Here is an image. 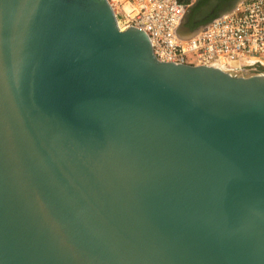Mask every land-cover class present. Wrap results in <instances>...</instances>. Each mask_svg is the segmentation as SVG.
Instances as JSON below:
<instances>
[{
	"label": "water",
	"instance_id": "1",
	"mask_svg": "<svg viewBox=\"0 0 264 264\" xmlns=\"http://www.w3.org/2000/svg\"><path fill=\"white\" fill-rule=\"evenodd\" d=\"M0 264H264V74L160 61L108 0H0Z\"/></svg>",
	"mask_w": 264,
	"mask_h": 264
},
{
	"label": "built area",
	"instance_id": "2",
	"mask_svg": "<svg viewBox=\"0 0 264 264\" xmlns=\"http://www.w3.org/2000/svg\"><path fill=\"white\" fill-rule=\"evenodd\" d=\"M121 29L145 32L157 59L176 64L206 65L232 72L247 59L264 61V0H240L230 10L179 33L188 5L180 0H108ZM258 74H264L260 71Z\"/></svg>",
	"mask_w": 264,
	"mask_h": 264
},
{
	"label": "flooded vegetation",
	"instance_id": "3",
	"mask_svg": "<svg viewBox=\"0 0 264 264\" xmlns=\"http://www.w3.org/2000/svg\"><path fill=\"white\" fill-rule=\"evenodd\" d=\"M240 0H210L209 7L205 9L198 8L190 11L185 15V24L194 23L195 21L204 20L209 18L213 14L224 12L234 7ZM209 2V0H208ZM204 5V4H203ZM188 26V25H187ZM190 27V26H188ZM191 28V27H190ZM194 29V28H191Z\"/></svg>",
	"mask_w": 264,
	"mask_h": 264
},
{
	"label": "rangeland",
	"instance_id": "4",
	"mask_svg": "<svg viewBox=\"0 0 264 264\" xmlns=\"http://www.w3.org/2000/svg\"><path fill=\"white\" fill-rule=\"evenodd\" d=\"M209 3H210V0L208 2V0H205V3L204 5H201L200 8H208L209 7ZM246 64L249 65L246 69L244 70H235V71H232L231 73L233 75H242V76H250V75H255V74H258V71H259V68H262L260 69V71L262 73H264V61H259L257 58L253 57V58H249L247 59L246 61Z\"/></svg>",
	"mask_w": 264,
	"mask_h": 264
},
{
	"label": "crops",
	"instance_id": "5",
	"mask_svg": "<svg viewBox=\"0 0 264 264\" xmlns=\"http://www.w3.org/2000/svg\"><path fill=\"white\" fill-rule=\"evenodd\" d=\"M181 2L188 5L187 12H186V13H188L190 11L198 9L201 5H203L205 3V0H182ZM220 13L221 12L216 13V15H218Z\"/></svg>",
	"mask_w": 264,
	"mask_h": 264
},
{
	"label": "trees",
	"instance_id": "6",
	"mask_svg": "<svg viewBox=\"0 0 264 264\" xmlns=\"http://www.w3.org/2000/svg\"><path fill=\"white\" fill-rule=\"evenodd\" d=\"M182 1V0H181ZM216 14H213L212 16H210L209 18H206L205 20H200V21H195L194 23H189L187 24L188 26H190L191 28H196L199 25L205 23L206 21H208L209 19L213 18Z\"/></svg>",
	"mask_w": 264,
	"mask_h": 264
}]
</instances>
